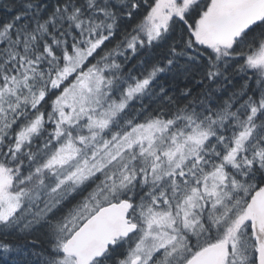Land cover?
Listing matches in <instances>:
<instances>
[{
  "label": "snow or ice",
  "instance_id": "snow-or-ice-1",
  "mask_svg": "<svg viewBox=\"0 0 264 264\" xmlns=\"http://www.w3.org/2000/svg\"><path fill=\"white\" fill-rule=\"evenodd\" d=\"M0 264H264V0H0Z\"/></svg>",
  "mask_w": 264,
  "mask_h": 264
}]
</instances>
